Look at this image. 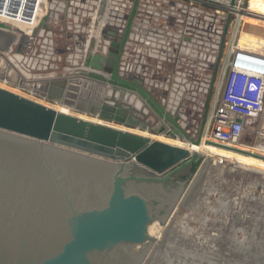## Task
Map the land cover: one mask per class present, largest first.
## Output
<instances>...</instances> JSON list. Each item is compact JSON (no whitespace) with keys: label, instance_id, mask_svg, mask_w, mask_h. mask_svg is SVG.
I'll use <instances>...</instances> for the list:
<instances>
[{"label":"water","instance_id":"1","mask_svg":"<svg viewBox=\"0 0 264 264\" xmlns=\"http://www.w3.org/2000/svg\"><path fill=\"white\" fill-rule=\"evenodd\" d=\"M184 15L167 0H47L31 36L0 23V82L100 121L199 145L206 81L186 78L176 63ZM57 35L69 44L59 49ZM222 49L223 40L213 81ZM193 165L200 167L191 173ZM210 165L203 154L0 87V264H148ZM155 223L161 240L149 233Z\"/></svg>","mask_w":264,"mask_h":264},{"label":"built area","instance_id":"2","mask_svg":"<svg viewBox=\"0 0 264 264\" xmlns=\"http://www.w3.org/2000/svg\"><path fill=\"white\" fill-rule=\"evenodd\" d=\"M46 1L0 0V23L31 36L45 14ZM175 1L185 7L176 63L186 78H210L223 40L218 85L202 139L255 152L262 141L250 149L242 145V138L246 132L258 134L260 140L264 137V124L254 130L256 120L264 119V43L242 46L240 38L247 16H264L250 11L242 0ZM224 162L217 158L213 164Z\"/></svg>","mask_w":264,"mask_h":264},{"label":"rangeland","instance_id":"3","mask_svg":"<svg viewBox=\"0 0 264 264\" xmlns=\"http://www.w3.org/2000/svg\"><path fill=\"white\" fill-rule=\"evenodd\" d=\"M244 23L242 31L264 43V24ZM68 44L58 37L56 45L59 49ZM0 87L52 109L60 108L55 103L10 88L3 82H0ZM79 113L69 110L70 115L139 134L138 129L132 130ZM263 120H256L255 131L263 126ZM146 136L172 144L169 142L172 139L161 138L156 133H147ZM259 142L256 133L246 132L242 138V145L250 149ZM209 158L211 165L196 199L189 203V208L178 210L169 227V232L174 231L171 234L167 232L163 247L157 251L159 255L155 254L148 264H264V165H240L241 161L236 157L237 164L226 160L223 165L215 166L216 158Z\"/></svg>","mask_w":264,"mask_h":264},{"label":"bare ground","instance_id":"4","mask_svg":"<svg viewBox=\"0 0 264 264\" xmlns=\"http://www.w3.org/2000/svg\"><path fill=\"white\" fill-rule=\"evenodd\" d=\"M247 6H250V8H248V9H250V11H252L253 13H256V14L264 16V0H251L250 5H249L248 0H247ZM244 22L245 23H249L251 25L264 24V17L247 16L245 18ZM244 32H246V31H244ZM262 41L263 40H261L258 37H255V36L249 34L248 32L247 33H243L242 32L241 38H240V45H242V46H247V45L248 46H260L261 44H263ZM137 107H139V106H137ZM58 111H60V112H62L64 114H69V109L67 107H60ZM72 113H73V111H72ZM138 132H139V134H142V135H145V136L147 135V132H141V131H138ZM159 136L160 137L162 136L161 138L164 137L163 135H159ZM260 141H262L261 145H259L257 148H253V149H254L255 153L260 154V155H264V137H261ZM169 142H171L173 145L184 147V148L188 149L191 152H196L198 154H203L204 156H206L208 158L212 157V158H216V159L217 158L218 159H225L227 161L229 160V161L235 162L237 164V161H236V157H237L241 161L240 165H250L251 163H256L257 164L256 166H259V167H263L260 164L264 165V160H261V159H258V158L252 157V156H248V155H242V154H239V153H236V152H232V151H227V150H224V149H221V148H217V147H215L213 145H205L203 139H202V141H201V143L199 145L192 144V143H185V142H181L179 140H169ZM239 149H241V148H239ZM244 150H248V149H244ZM189 203H188V205H189ZM169 227H171V226H169ZM163 229L164 228H161L157 223H155L152 226H150L149 233H150V235L155 236L156 239L160 238V240H161V238H162V236L164 234L163 233L164 231H162ZM172 231H174V230L172 229ZM172 231H170V232H172ZM165 238H166V236H165ZM156 254H157V252H156ZM157 255H159V252H158Z\"/></svg>","mask_w":264,"mask_h":264},{"label":"flooded vegetation","instance_id":"5","mask_svg":"<svg viewBox=\"0 0 264 264\" xmlns=\"http://www.w3.org/2000/svg\"><path fill=\"white\" fill-rule=\"evenodd\" d=\"M218 72H219V69H218ZM205 81H206V86H205L206 94L203 95L202 111L205 109H208V113H209L211 106H212V103L214 101V97H215V93H216V89H217V85H218V73H217L214 81H213V73L210 75V78H207ZM202 114H203V112H202ZM206 121H207V119H206ZM200 122H201V118L197 123V126H196L197 130L199 129ZM205 126H206V122H205Z\"/></svg>","mask_w":264,"mask_h":264},{"label":"crops","instance_id":"6","mask_svg":"<svg viewBox=\"0 0 264 264\" xmlns=\"http://www.w3.org/2000/svg\"><path fill=\"white\" fill-rule=\"evenodd\" d=\"M167 1H169V2H171V4H176V5H180V3L178 2V1H175V0H167ZM250 2H251V0H248V3H249V5H250ZM248 8H250V6H247ZM257 11V10H256ZM254 17V16H253ZM244 24H247V25H251V24H249V23H244ZM243 33H247V31L246 32H244L243 31ZM69 34V33H68ZM250 34V33H249ZM252 35V34H251Z\"/></svg>","mask_w":264,"mask_h":264},{"label":"trees","instance_id":"7","mask_svg":"<svg viewBox=\"0 0 264 264\" xmlns=\"http://www.w3.org/2000/svg\"><path fill=\"white\" fill-rule=\"evenodd\" d=\"M198 165H193L191 168V173H194L197 169Z\"/></svg>","mask_w":264,"mask_h":264}]
</instances>
